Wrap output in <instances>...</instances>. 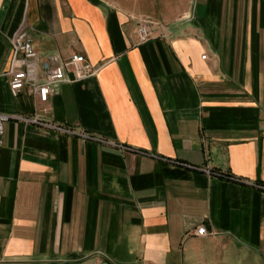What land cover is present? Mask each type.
<instances>
[{"label": "crops", "instance_id": "crops-1", "mask_svg": "<svg viewBox=\"0 0 264 264\" xmlns=\"http://www.w3.org/2000/svg\"><path fill=\"white\" fill-rule=\"evenodd\" d=\"M20 25L95 74L13 96ZM0 112L76 132L5 123L0 264H264V0H0Z\"/></svg>", "mask_w": 264, "mask_h": 264}, {"label": "built area", "instance_id": "built-area-1", "mask_svg": "<svg viewBox=\"0 0 264 264\" xmlns=\"http://www.w3.org/2000/svg\"><path fill=\"white\" fill-rule=\"evenodd\" d=\"M136 21L135 36L137 41L144 42L151 39L153 37L152 21L144 17H138ZM10 45L11 55L7 74L10 77L9 89L13 96L26 93L37 98L39 102L45 103L49 96L56 92L59 83L84 80L95 74L97 70L85 55L79 52H73L67 58H62L57 53L48 54L41 58L32 39L21 25L13 32ZM201 58L205 59L206 54H202ZM10 119L26 123H41L61 132L76 133L69 128L43 122L36 116L8 115L0 112V156L5 123ZM203 170L208 174L224 176L221 172L209 168ZM225 177L232 178L231 175ZM193 232L196 235L209 233L203 225L197 226Z\"/></svg>", "mask_w": 264, "mask_h": 264}]
</instances>
